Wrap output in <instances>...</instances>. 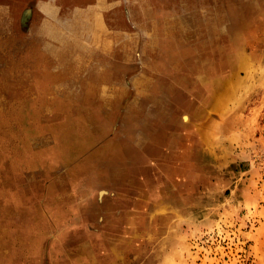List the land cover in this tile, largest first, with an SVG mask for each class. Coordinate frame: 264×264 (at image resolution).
I'll list each match as a JSON object with an SVG mask.
<instances>
[{
	"label": "rangeland",
	"instance_id": "rangeland-1",
	"mask_svg": "<svg viewBox=\"0 0 264 264\" xmlns=\"http://www.w3.org/2000/svg\"><path fill=\"white\" fill-rule=\"evenodd\" d=\"M24 3L0 5V264H264V0Z\"/></svg>",
	"mask_w": 264,
	"mask_h": 264
},
{
	"label": "crops",
	"instance_id": "crops-1",
	"mask_svg": "<svg viewBox=\"0 0 264 264\" xmlns=\"http://www.w3.org/2000/svg\"><path fill=\"white\" fill-rule=\"evenodd\" d=\"M59 0H0V5L1 4H25L24 2H29V3H51V2H58ZM28 10V9H27ZM25 10V11H27ZM55 45H46V44H36L35 47H31L29 50H32V52H28V59H31L32 62L41 64L45 63L48 59V55H46L47 52H50ZM36 61V62H35ZM23 62L25 64H28V60Z\"/></svg>",
	"mask_w": 264,
	"mask_h": 264
}]
</instances>
